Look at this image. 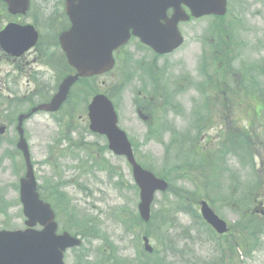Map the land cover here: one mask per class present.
Returning <instances> with one entry per match:
<instances>
[{
    "label": "rangeland",
    "instance_id": "1",
    "mask_svg": "<svg viewBox=\"0 0 264 264\" xmlns=\"http://www.w3.org/2000/svg\"><path fill=\"white\" fill-rule=\"evenodd\" d=\"M60 2L61 0H34L36 5L37 3L44 4V11L47 13L44 19L49 20L46 23L43 22L44 26L50 25L49 15L52 13L54 16L59 15L61 11ZM229 5V19L242 14L245 27L253 29L252 37H257L261 34V38H263V33L261 32L263 28L258 25V21L260 18L264 22V0H233V5L230 2ZM188 35L190 33L186 32V36ZM262 41L254 43L256 56L254 59H258L257 63L259 59H264V50L258 49L264 43ZM175 61L182 64L181 60ZM122 69L123 63L120 62L112 73L98 77L94 83L99 87V91L103 92L107 89L110 93H113L114 89L122 83H126V86H129L132 90H136L138 81L134 79L132 82H128V76L122 73ZM175 75H177L176 72ZM167 78L168 76L166 75ZM7 94V92H0V106L4 102L5 95ZM80 98L82 102L80 107L76 109L73 121L74 129L69 133L70 139L61 141L60 145H56L55 141L62 133H67L68 120L63 117L65 111L61 116L65 123H55L46 115H37L34 119L26 123L31 143L32 158L36 163V176L39 184H42L45 177L44 173H51V170L55 168V164H58L64 179L76 177L77 182L85 183L92 191V194L85 193L74 185H68L67 191L73 199L77 200L75 203L79 204L80 210H89L100 219L103 228L114 239L121 254H125L134 259L137 255V249L134 243L137 241V233L141 229L137 228L134 232H126L125 229L122 230L121 225L114 218L115 212L120 208H126V210H123V214L127 217H131L133 212H137L139 192L135 187L131 168L125 158L117 157L109 150H103L106 139L93 134L88 128L89 123L84 106L89 102V99L86 101L82 96ZM115 100L117 101V98ZM118 100L122 103V107L120 108V125L129 132L135 143H141L137 150L139 161L143 164H151L154 170L161 172L167 165L165 159V143H168L173 135L171 131L165 129L169 123L178 132L185 135L186 131L191 130L192 118H190L189 112L186 108H183L185 117L181 122L173 118L162 121V129L164 131L161 132L160 137L147 140L148 127L138 120L131 102L124 99L123 93L119 95ZM6 109H10V113L13 114L16 109H23V106L6 107L3 103V107L0 108V116L7 115ZM242 112L243 116L241 112L236 111L232 116L233 121H231L235 123L239 118H246L248 116L247 106L242 107ZM226 114L229 115V109H227ZM157 119L159 121L165 119V113L163 111L157 112ZM3 120L9 121V118H3ZM243 124H245L244 120L242 121ZM220 129V124L215 125L213 128L206 125V129L201 131L205 132V134L200 135L206 139L208 138L209 142L203 140L201 143L206 145V147H210L209 145L213 147V144L217 141L216 139H218L217 133ZM257 131L264 134V119L258 123ZM12 135L13 133L7 134L4 137L5 141L0 147V194L5 201L11 203L7 215L0 212V229L25 228V217L22 213V205L19 202V192L17 190V183L23 171L21 169L20 173L17 174L12 161L3 157L4 152L13 149L10 144ZM88 147L91 150H88ZM259 152L264 153L262 150ZM170 153H173V151ZM93 156H97L99 161L94 162ZM257 162L259 163L260 160L258 159ZM17 164L21 167V159L19 157H17ZM109 165L116 167L118 174H110ZM227 165L231 170L238 173L240 181L244 182V184L252 180L251 172L242 169L239 160L234 158L233 155L227 158ZM228 175L229 177L227 175L223 177L225 179H222L219 190L216 188L215 191L214 189L211 191V196L217 201L216 207L219 208L218 213L234 224L239 220L237 219L236 213L229 207L222 205L221 202L227 196L220 197L225 194L227 189L231 191L229 186L234 179L230 177V171ZM173 179L176 186L183 187V189H187L188 191L195 190L193 179L189 177L178 178L177 176H174ZM117 181H119V184ZM219 192L220 194H218ZM170 200H172L171 194H168V197L158 194L154 209L161 211L163 206L168 205ZM189 202L190 204L195 203L193 194H191ZM262 203L264 204V197ZM93 204H95V207H93ZM170 234L171 239L177 245L175 251H170L167 254L171 264H215L213 260L207 259L217 256V239L211 235L202 221L195 215L189 212L180 213L178 215L176 229L171 230ZM151 242L155 247L156 242L153 240ZM93 245H96L97 248L102 246L103 239L99 238L90 242L86 240L85 248ZM97 248L94 256L98 255ZM72 252L74 251L72 250ZM68 253H71V251ZM235 261L241 264H264V240L261 241L259 246L256 245L254 247L251 255H244L242 252L235 255ZM66 264H75L74 258H71L70 254L66 258Z\"/></svg>",
    "mask_w": 264,
    "mask_h": 264
},
{
    "label": "water",
    "instance_id": "2",
    "mask_svg": "<svg viewBox=\"0 0 264 264\" xmlns=\"http://www.w3.org/2000/svg\"><path fill=\"white\" fill-rule=\"evenodd\" d=\"M5 1L8 2V4L10 5V10L13 12L25 11L28 6V0H5ZM207 1L209 2L210 5L203 7L201 6V9L197 7L192 9L193 14L200 16L209 13H218V14L225 13V2L224 3L222 2L221 7L219 8V6L215 5V1L213 0H207ZM67 3L69 5H72L71 0H68ZM179 11H177V14L175 15L172 22L173 25L171 29L176 39L175 40L176 42L174 43V45H172L171 48L176 47L182 42L179 32L177 30V23L179 20L184 19L185 17H183V13ZM0 42L3 46H5L6 42L3 40V38L0 39ZM86 42L88 43L91 53L95 57V59L102 61L101 57L103 56V54H101L100 52L96 53L92 49V47L96 43H101V42L100 41L95 42L90 38H88ZM66 46L71 47V42L69 40H67ZM72 46L73 48L76 49L77 53L83 52V48L81 45L77 44ZM93 65L94 64L88 66L86 68L87 70L86 69L80 70L81 74L86 75V74H93L98 72L97 70L88 71V69H93ZM97 102H100V104L98 103V105L91 106V118L93 121L92 128L101 132H106L111 140V148L116 153L119 154L125 153L128 156L131 163L134 165V175L142 190L141 192L142 202L140 204V212L145 220H149L150 204L153 200L154 192L158 189L165 190L167 188V183L164 182L163 180L156 179L151 173L143 171L138 165H136L130 150V145L127 142L125 135L119 130H117L114 126L115 116L113 114V108L111 104L107 102L103 97H97L94 101V104H96ZM19 147L23 149L25 152V156L29 168L28 176L30 178L29 180L25 181L23 186V190H22L23 200L26 204V213L31 217L30 223L34 224L35 221L40 218L38 211L36 209V207H39L40 202L38 201L37 195L34 194L35 182L33 180L34 178H32L33 177L32 168L29 162V153L27 151L26 145L24 144V142H21L19 144ZM202 213L204 217L210 223H212L214 227H216L220 232H224L226 230L225 224L213 214V212L207 207L205 203L203 204ZM49 243L54 244L57 248H61L62 250H64L68 246L80 244V242L71 240L68 237H61L60 239L55 238L53 240H50ZM146 249L148 251H152V248L149 245L146 246ZM61 257H62V253H58L57 259L59 263L61 262Z\"/></svg>",
    "mask_w": 264,
    "mask_h": 264
},
{
    "label": "flooded vegetation",
    "instance_id": "3",
    "mask_svg": "<svg viewBox=\"0 0 264 264\" xmlns=\"http://www.w3.org/2000/svg\"><path fill=\"white\" fill-rule=\"evenodd\" d=\"M172 11H168V15L171 16ZM21 17H18L17 19H14L11 22H20ZM136 53L139 57H148L153 59L154 61L157 59H163L165 57H168L169 55H158L155 51L151 50L150 48L144 46L141 44L140 40H136ZM186 44V43H185ZM204 43L199 37H193L188 43H187V52L185 53V57L188 59H192L190 61V64L192 67H194V71L199 70V62H196L195 59L202 57L205 52L203 49ZM219 52V51H218ZM175 54V53H173ZM43 55L42 52V44L39 43L34 48H32L26 55L22 56L23 59V66L24 68L31 73H36L37 68L35 66H39L38 62L41 60V57ZM200 60V59H199ZM23 69V68H22ZM31 78L29 79L30 82Z\"/></svg>",
    "mask_w": 264,
    "mask_h": 264
},
{
    "label": "bare ground",
    "instance_id": "4",
    "mask_svg": "<svg viewBox=\"0 0 264 264\" xmlns=\"http://www.w3.org/2000/svg\"><path fill=\"white\" fill-rule=\"evenodd\" d=\"M45 174V177L48 178V179H51L52 178V174L49 173V172H46L44 173ZM72 206H75V204H72ZM93 207H95V204H93Z\"/></svg>",
    "mask_w": 264,
    "mask_h": 264
},
{
    "label": "trees",
    "instance_id": "5",
    "mask_svg": "<svg viewBox=\"0 0 264 264\" xmlns=\"http://www.w3.org/2000/svg\"><path fill=\"white\" fill-rule=\"evenodd\" d=\"M239 140L241 141V139H239ZM240 141H239V146L242 147V144L240 143Z\"/></svg>",
    "mask_w": 264,
    "mask_h": 264
}]
</instances>
